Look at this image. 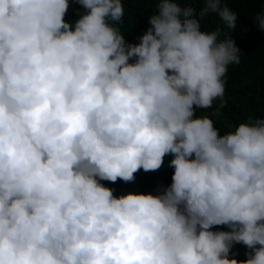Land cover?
<instances>
[{"label":"clouds","instance_id":"obj_1","mask_svg":"<svg viewBox=\"0 0 264 264\" xmlns=\"http://www.w3.org/2000/svg\"><path fill=\"white\" fill-rule=\"evenodd\" d=\"M77 2L90 11L73 28L69 0H0V264H264V118L221 134L195 114L240 63L200 19L235 29L238 14L158 0L130 44L122 0ZM254 22L264 29V11ZM169 155L160 194L100 183ZM234 244L248 259L229 258Z\"/></svg>","mask_w":264,"mask_h":264},{"label":"trees","instance_id":"obj_2","mask_svg":"<svg viewBox=\"0 0 264 264\" xmlns=\"http://www.w3.org/2000/svg\"><path fill=\"white\" fill-rule=\"evenodd\" d=\"M125 6L123 23L119 24L122 34L130 44H139L140 37L150 27L149 18L156 14L158 0H122ZM227 6L236 12L237 26L227 28L217 13L209 12L200 19L201 31L213 32L219 29L235 41L240 49V63L230 64L224 77L225 93L223 98L214 100L208 109H197L196 116H208L214 121L215 127L225 134L234 130L242 121L249 118H264V29H259L254 18L264 11V0H223ZM76 10H71L76 7ZM182 6H191L197 10L205 7L202 0H187ZM223 6V4H222ZM89 9L84 8L77 0H69V9L65 20L73 28L75 22ZM130 61V62H134ZM172 157L166 156L163 166L156 171L145 172L142 168L136 172L135 180L125 182L100 181L104 186L114 189V195L119 197L128 192L160 194L172 183L174 168L169 166ZM212 231H231L227 225L213 226ZM250 249L243 244H234L229 258L237 260L248 259Z\"/></svg>","mask_w":264,"mask_h":264},{"label":"rangeland","instance_id":"obj_3","mask_svg":"<svg viewBox=\"0 0 264 264\" xmlns=\"http://www.w3.org/2000/svg\"><path fill=\"white\" fill-rule=\"evenodd\" d=\"M76 8H77V6H76V7H72V8H71V10L75 11V10H76Z\"/></svg>","mask_w":264,"mask_h":264}]
</instances>
